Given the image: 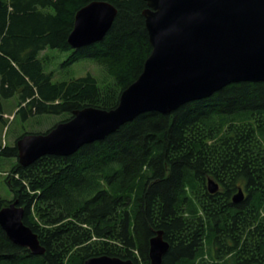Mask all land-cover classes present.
Wrapping results in <instances>:
<instances>
[{
  "label": "trees",
  "instance_id": "16d2710c",
  "mask_svg": "<svg viewBox=\"0 0 264 264\" xmlns=\"http://www.w3.org/2000/svg\"><path fill=\"white\" fill-rule=\"evenodd\" d=\"M94 0H0V127L4 99L23 120L72 118L87 106L115 108L152 51L146 0H106L117 15L106 36L69 43L76 13ZM48 48L67 64L92 58L103 70L54 81ZM59 119V120H58ZM31 133L24 131L19 138ZM0 157L18 149L0 143ZM219 183L212 193L208 179ZM24 222L45 247L33 254L0 225V264H85L102 255L150 264L159 230L170 248L162 264H264V81L230 83L171 113L144 112L71 155L17 162L6 176ZM242 187L243 201L233 196Z\"/></svg>",
  "mask_w": 264,
  "mask_h": 264
},
{
  "label": "water",
  "instance_id": "95a60500",
  "mask_svg": "<svg viewBox=\"0 0 264 264\" xmlns=\"http://www.w3.org/2000/svg\"><path fill=\"white\" fill-rule=\"evenodd\" d=\"M143 11L152 51L139 77L125 88L112 109L87 106L49 131L18 139V161L28 166L44 155L67 156L84 144L102 140L123 124L149 111L171 113L187 102L208 97L234 82L264 81V0H146ZM118 9L94 0L78 10L69 43L79 48L102 40ZM219 183L208 179L209 191ZM245 198L242 187L233 196ZM17 201L0 208V225L16 244L33 254L45 247L24 222ZM159 230L150 241V264H162L170 248ZM85 264H134L102 255Z\"/></svg>",
  "mask_w": 264,
  "mask_h": 264
},
{
  "label": "rangeland",
  "instance_id": "374dc122",
  "mask_svg": "<svg viewBox=\"0 0 264 264\" xmlns=\"http://www.w3.org/2000/svg\"><path fill=\"white\" fill-rule=\"evenodd\" d=\"M70 53V51H61L53 48H48L41 53L44 57L49 56L50 63L46 65V71H55L54 81L69 80L88 73L98 77L99 80L105 78L102 73V67L92 58H82L71 64H67ZM3 102L5 113L8 115L7 123L0 127V143L3 145H15L16 138L21 136L24 131H30L31 133L45 131L57 122V118H60L35 116L29 120H23L21 115L17 113L18 99L16 96L4 99ZM17 160L16 157H0V200L13 199V193L6 182V176Z\"/></svg>",
  "mask_w": 264,
  "mask_h": 264
}]
</instances>
